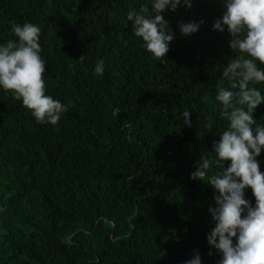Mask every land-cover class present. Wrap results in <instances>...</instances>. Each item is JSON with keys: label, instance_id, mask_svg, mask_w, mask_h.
<instances>
[{"label": "trees", "instance_id": "obj_1", "mask_svg": "<svg viewBox=\"0 0 264 264\" xmlns=\"http://www.w3.org/2000/svg\"><path fill=\"white\" fill-rule=\"evenodd\" d=\"M148 2L0 0V43L16 24L39 25L46 94L71 102L58 126L40 124L0 89V264H184L194 250L218 264L215 192L190 175L227 125L216 87L237 53L212 27L222 0H193L164 13L175 38L156 60L127 20ZM254 116L264 124V104ZM246 198L255 204L250 188Z\"/></svg>", "mask_w": 264, "mask_h": 264}, {"label": "clouds", "instance_id": "obj_2", "mask_svg": "<svg viewBox=\"0 0 264 264\" xmlns=\"http://www.w3.org/2000/svg\"><path fill=\"white\" fill-rule=\"evenodd\" d=\"M192 4L193 0H149L139 10L130 9L127 20L147 52L166 62L175 34L164 13L181 6L190 9ZM222 4L225 11L212 27L229 33L230 48L237 53L223 68L222 77L228 86L216 87L215 100L227 125L214 141L212 155L201 157L190 178L208 183L215 192V206L208 209L215 226L207 241L220 253L218 264H264V172L258 159L264 152V124L254 116L264 104V91L258 87L264 85V68L259 66L264 64V0H222ZM203 23H180V32L191 36ZM11 33L16 39L0 43V89L22 101L37 123L58 126L71 102L66 104L46 94L47 61L41 55L40 26L16 24ZM94 72L104 75L103 60L95 64ZM182 117L191 127V111H183ZM208 127L210 130L212 125ZM249 188L254 205L246 198ZM184 264H202L199 250H194L193 258Z\"/></svg>", "mask_w": 264, "mask_h": 264}]
</instances>
